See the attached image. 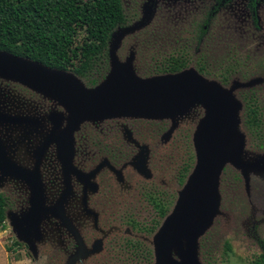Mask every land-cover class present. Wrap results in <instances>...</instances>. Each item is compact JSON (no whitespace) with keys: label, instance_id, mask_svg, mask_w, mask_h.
Listing matches in <instances>:
<instances>
[{"label":"rangeland","instance_id":"374dc122","mask_svg":"<svg viewBox=\"0 0 264 264\" xmlns=\"http://www.w3.org/2000/svg\"><path fill=\"white\" fill-rule=\"evenodd\" d=\"M148 1L122 0L127 12H131L133 8L138 12V18L129 26L143 18ZM175 4V0H155L151 21L121 40L116 52L117 58L121 63L130 61L133 74L139 79L175 74L163 73L170 65L164 63L180 58L183 59L184 65L176 73L192 69L202 77L205 86L216 87L219 91L227 90L230 93L233 106L239 109L232 126L226 129L229 140L225 148L234 152L236 157L234 156V159L226 162L221 168L217 180L220 197L217 211L196 241V257L199 264H264V78L258 73L259 70L255 64H247L243 78L234 73L230 76L231 81L226 83V75L223 71L225 64H220L224 61L223 52L215 49L210 53H202L193 51V48H184L183 44L176 40L172 30L174 20L170 22L172 24L164 25L161 16H158L160 7L170 8ZM84 40L85 30L82 26H78L73 44L79 46ZM111 45L110 39L106 47L107 56L104 54L86 63L72 62L63 70L64 74L79 88L96 89L110 76ZM207 55L214 60V66L200 63L201 60H207ZM194 60H196L195 64L189 63ZM206 65L210 66V72L202 74L206 72ZM218 65H223V70ZM178 66L181 67V64L178 63ZM229 71L233 72L230 69ZM253 81L259 83L252 86ZM14 86L15 88H11ZM19 89H22L23 95H19ZM7 93V97L4 98ZM26 93L33 95L36 100L25 99ZM14 98L20 100L23 107L29 109V113L13 114L6 111L3 106L4 101L10 103ZM251 107L258 109L257 129L253 128V124H249L248 121V111ZM0 112L10 118L5 120L0 118V144L8 159L14 162L18 169L26 172L17 174L0 168V193L10 201V207L6 213V227L0 232V264H80L84 262L83 259H88L95 252L88 251L84 243L80 244L75 239L76 246L73 252L70 255L65 253L63 234L67 228L60 219L65 218L71 211L75 217L74 221L70 218L71 223L66 218L72 228L74 225L78 229L76 220L79 223V212L76 207L84 208L88 215L93 216V207L91 211L87 199L89 198V203L94 204L96 190L93 186H96L98 175L97 166L94 167L97 158L95 146L98 124L103 120L83 121L73 132L71 149L67 150L60 141L61 134L68 124V111L46 91L34 90L1 78ZM204 114V110L198 107L188 117L197 119L199 124ZM111 119L122 118L107 120ZM195 129L196 126L194 127L193 123L190 133L186 131L187 135L183 136L177 155L173 148V152L168 150V157L172 152L173 159L167 160L168 165L164 175L163 185L166 194L162 198L163 213L157 215L154 210L146 207L143 218L145 222L138 224L143 228H134L133 233L129 235L134 238L133 251L130 252L120 243L114 258L108 261V264H183L176 245H171V242L165 244V252L160 261L156 258L155 247L165 221L173 215L176 206L180 205V194L194 170L196 154L193 134ZM9 131L12 132V138L7 141L1 134ZM32 140L35 147L31 161L24 159L16 161L15 157L25 156L22 150L29 148ZM14 146L22 153L11 152ZM46 147L48 150L52 149L56 155L58 150L57 162H45L43 157L46 156L47 150L44 153L43 151ZM176 157L183 166L190 167L189 174L179 187L175 183L176 168L179 163ZM36 195L38 207L34 203ZM35 210L40 212L36 214ZM88 222L90 226L94 225L91 218ZM53 227L58 228L55 238L50 230ZM76 235L72 233L73 237ZM81 246L82 250H80ZM183 246L185 248V243Z\"/></svg>","mask_w":264,"mask_h":264},{"label":"flooded vegetation","instance_id":"af4514ba","mask_svg":"<svg viewBox=\"0 0 264 264\" xmlns=\"http://www.w3.org/2000/svg\"><path fill=\"white\" fill-rule=\"evenodd\" d=\"M175 1L174 7H160L158 16H161L164 25L174 20L172 30L176 40L182 43L184 48H193V51L202 53H210L215 49L223 52L224 61L220 64H225L224 70L223 65L218 66L226 75V83L231 81L230 76L234 73L243 78L247 64H255L258 73L264 78V0ZM195 61L189 63L195 64ZM174 62L184 64L183 59L180 58L169 60L164 64ZM200 63L213 65L214 60L207 55V60H201ZM206 66L208 70L206 69L202 74L210 72V66ZM21 94L22 89H19V95ZM7 95L8 93L4 98ZM24 95L25 99L36 100L31 94ZM3 106L6 111L13 114L29 113V109L23 107L21 101L16 98L10 103L4 101ZM188 116L178 119L173 126L169 119L134 117H120L122 119L110 121L105 119L107 121L103 120L98 124L95 146L97 158L94 164V167L97 166L98 175L96 186H93L96 190L94 204L89 203V198L87 199L91 211L93 207V216L88 215L84 208L76 207L79 212V223L76 220L78 229L74 225L72 228L69 223L70 218L72 220L75 218L71 211L68 212L69 216L66 214L69 221L66 217L60 219L69 229L64 227L65 253L70 255L73 252L76 246L75 239L80 244L84 243L88 251L95 252L88 259H83L84 262L80 264H108V261L114 258L120 243L130 252L133 251L135 242L133 236L129 235L133 233L134 228H143L138 224L145 222L143 219L145 208L154 210L157 215L163 213L162 198L166 194L163 184L167 160L173 159V150L176 155L178 154L182 138L187 135L186 131L190 133L193 123L194 127L198 124L197 119L194 120L192 117L189 119ZM1 136L10 141L12 132L2 133ZM33 144L32 140V145L22 150L25 156L21 155L19 158L17 156L15 160L31 161L35 147ZM46 150V156L43 157L45 162H57L58 150L57 155L52 149L48 150V147L43 153ZM168 150L172 151L169 157ZM22 151L16 146L11 150L14 154H21ZM6 158L8 159L7 156ZM176 159L179 160L177 157ZM189 172L190 167L183 166L179 160L175 175L177 187L182 184ZM8 207H10L9 200ZM89 218L93 226L89 225ZM50 230L53 237H57L58 228L53 227ZM70 231L80 236L73 237Z\"/></svg>","mask_w":264,"mask_h":264},{"label":"water","instance_id":"95a60500","mask_svg":"<svg viewBox=\"0 0 264 264\" xmlns=\"http://www.w3.org/2000/svg\"><path fill=\"white\" fill-rule=\"evenodd\" d=\"M154 5L155 0H149L139 22L114 31L109 52L110 76L94 90L79 88L63 70L50 69L38 62L2 51L0 78L34 90L46 91L56 98L69 114L68 124L60 141L67 150L71 149L73 132L85 120L101 121L120 117L169 119L173 126L178 119L191 114L194 109L202 108L204 117L193 134L196 154L194 170L180 194V205L176 206L173 215L165 221L155 247L158 261L162 260L165 244L171 242V245L177 246L183 264H199L196 241L217 211L220 198L217 180L221 168L235 156L234 152L225 148L229 140L226 129L232 126L239 107L233 106L227 90L219 91L216 87L205 86L202 77L192 69L139 79L134 76L130 61L121 63L118 60L116 52L121 40L151 21ZM253 82L252 86L259 83ZM0 118L5 120L8 117L0 112ZM0 168L17 174L26 173L6 158L1 144ZM34 203L38 207L37 195ZM38 212L40 210H35L36 214Z\"/></svg>","mask_w":264,"mask_h":264},{"label":"trees","instance_id":"16d2710c","mask_svg":"<svg viewBox=\"0 0 264 264\" xmlns=\"http://www.w3.org/2000/svg\"><path fill=\"white\" fill-rule=\"evenodd\" d=\"M137 18V10L127 12L122 0H0V51L65 70L72 62L107 56L114 31ZM78 26L84 28L85 40L74 46ZM183 65L175 62L163 73H176ZM257 112L256 107L248 111L249 124L256 129ZM7 208L8 199L0 193V232L6 227Z\"/></svg>","mask_w":264,"mask_h":264}]
</instances>
